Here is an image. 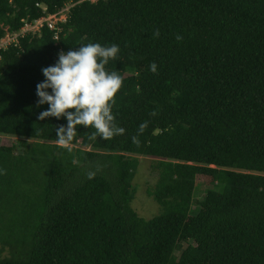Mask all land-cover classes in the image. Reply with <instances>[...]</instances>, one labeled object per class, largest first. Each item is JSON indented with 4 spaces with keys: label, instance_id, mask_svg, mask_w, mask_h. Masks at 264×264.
Segmentation results:
<instances>
[{
    "label": "trees",
    "instance_id": "1",
    "mask_svg": "<svg viewBox=\"0 0 264 264\" xmlns=\"http://www.w3.org/2000/svg\"><path fill=\"white\" fill-rule=\"evenodd\" d=\"M60 13L0 49V264H264V0H0V39ZM89 42L119 45L125 131L61 146L36 85ZM138 157L157 160L148 220Z\"/></svg>",
    "mask_w": 264,
    "mask_h": 264
},
{
    "label": "clouds",
    "instance_id": "2",
    "mask_svg": "<svg viewBox=\"0 0 264 264\" xmlns=\"http://www.w3.org/2000/svg\"><path fill=\"white\" fill-rule=\"evenodd\" d=\"M119 52L118 44L89 42L75 50L58 52L55 63L41 69L45 79L36 85L37 105L47 104L48 107L39 113L38 119H66V125L55 129L58 144L71 143L80 125L94 129L92 139L108 140L124 133L115 123L112 110L123 78L117 71L106 70V65L115 60ZM149 70L157 71L155 62L149 65ZM145 128L146 124H141L139 132ZM133 141L139 142L136 137Z\"/></svg>",
    "mask_w": 264,
    "mask_h": 264
},
{
    "label": "rangeland",
    "instance_id": "3",
    "mask_svg": "<svg viewBox=\"0 0 264 264\" xmlns=\"http://www.w3.org/2000/svg\"><path fill=\"white\" fill-rule=\"evenodd\" d=\"M7 140L8 141L5 142V144H17L21 139L12 137L7 138ZM138 160L139 165L135 178L132 182L133 186L136 188V194L132 207L141 218L148 220L162 212L160 205L155 201L154 197L149 194V191L153 190L158 179L157 172L154 168L157 160L145 157H138ZM196 189L194 201H199L205 196L206 186L198 180L196 182ZM176 255L178 256L179 253H176Z\"/></svg>",
    "mask_w": 264,
    "mask_h": 264
},
{
    "label": "built area",
    "instance_id": "4",
    "mask_svg": "<svg viewBox=\"0 0 264 264\" xmlns=\"http://www.w3.org/2000/svg\"><path fill=\"white\" fill-rule=\"evenodd\" d=\"M66 21L65 13L59 15H49L35 20L32 23H25L18 33L14 35L6 34V36L0 39V49L7 47L11 44H16L19 38L25 37L27 34H35L40 32L41 28L47 26L52 31L59 30L58 24ZM57 38V35H56Z\"/></svg>",
    "mask_w": 264,
    "mask_h": 264
}]
</instances>
